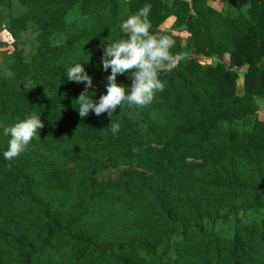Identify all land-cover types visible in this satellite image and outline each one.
<instances>
[{
  "label": "trees",
  "instance_id": "1",
  "mask_svg": "<svg viewBox=\"0 0 264 264\" xmlns=\"http://www.w3.org/2000/svg\"><path fill=\"white\" fill-rule=\"evenodd\" d=\"M13 1L0 0L6 31L36 46L0 67V264H264V0H17L19 14ZM146 4L151 32L187 58L147 107L114 110L113 135L107 113L80 118L86 84L65 71L82 63L98 102L103 46ZM32 113L39 139L6 160L3 130ZM123 166L139 170L97 179Z\"/></svg>",
  "mask_w": 264,
  "mask_h": 264
},
{
  "label": "clouds",
  "instance_id": "2",
  "mask_svg": "<svg viewBox=\"0 0 264 264\" xmlns=\"http://www.w3.org/2000/svg\"><path fill=\"white\" fill-rule=\"evenodd\" d=\"M171 7V4H169ZM151 5L146 4L138 12L131 14L120 24L121 32L127 39H119L103 46L101 64L104 71L110 74L106 77V94L99 97L98 102L91 98V77L85 72L82 63L66 69L68 81L84 82L85 89L75 98L76 109L81 119L93 112L99 116L107 113L111 119L113 112L122 106L144 108L154 100L157 92H163L165 83L159 79L161 71L178 64L186 59V53H173L175 41L168 35L151 32V22L148 17ZM86 63V62H85ZM131 73V86L117 84L118 74ZM44 127L40 115L32 113L24 120L15 123L3 130L5 136H9L8 148L3 156L6 160H12L23 153L31 141L39 139L38 132ZM113 135L120 131V124L112 122L108 126Z\"/></svg>",
  "mask_w": 264,
  "mask_h": 264
},
{
  "label": "rangeland",
  "instance_id": "3",
  "mask_svg": "<svg viewBox=\"0 0 264 264\" xmlns=\"http://www.w3.org/2000/svg\"><path fill=\"white\" fill-rule=\"evenodd\" d=\"M211 5L215 7L216 9H224L227 7L226 4L219 3L218 0H214ZM13 11L15 14H19L23 12V7L18 3L17 0L13 1ZM173 19H168L163 25L162 28L164 30H168L169 27L172 25ZM8 17L5 7H0V67L5 70L8 65L10 64V52L12 51L13 47L17 46L18 48H23L24 53L27 54L29 52H34L35 48V42L30 35L29 32L21 33L18 37L13 38L11 37L8 32L6 31V28L8 26ZM182 44L186 43L187 36L182 35ZM200 63L203 64H210L215 61V59L206 58L203 56H196ZM25 85L31 84L33 81L30 77H27L25 80ZM23 81V83H24ZM242 82L241 79L238 80V85H240ZM258 103L260 107L264 106V99L263 98H257ZM264 118V115L261 116ZM252 121H249V124L246 126L242 123H239V127L241 130L247 129V127H250L252 124ZM7 122L2 123L0 122V127H3L6 125ZM135 166H129V167H118V168H111V167H105L98 171L97 179L100 181H108V180H116L119 177H121L125 173L135 172L138 171ZM233 225V221H230L228 223V228H230Z\"/></svg>",
  "mask_w": 264,
  "mask_h": 264
}]
</instances>
